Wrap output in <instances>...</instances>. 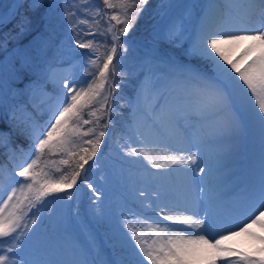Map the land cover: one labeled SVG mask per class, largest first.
<instances>
[{"label":"snow or ice","instance_id":"6c2138e0","mask_svg":"<svg viewBox=\"0 0 264 264\" xmlns=\"http://www.w3.org/2000/svg\"><path fill=\"white\" fill-rule=\"evenodd\" d=\"M92 2L64 0L63 9L75 47L88 50L77 55L87 60L89 68L84 75L90 79L66 76L55 80L44 57L50 40L43 36L34 37L36 55L25 56L18 68L14 63L11 66V117L8 131L0 130V148L15 155L16 149L11 148L14 132L30 143L24 161L13 169L22 179L17 181L9 174V184L14 186L6 193L0 185V264H217L218 260L264 264V248L259 250L260 258H253L222 246L241 235L264 242V237H255L250 231L254 227L264 230V0H204L200 4L159 0L158 14L167 17V23L156 33L157 38L176 45L194 20V36L186 55L200 64L179 63L153 47L145 58L147 71L136 99L128 102L132 112L128 131L134 135L116 143L125 156L134 158L129 162L141 164L154 181L167 179L170 183L153 188L154 199L150 193L140 192L141 208L124 215L126 231L109 238L111 254L104 253L96 238L88 234L73 240L76 258L71 261L33 256L29 242L37 219L32 209L39 211L37 206L53 195L71 200L73 194L67 190L78 181L99 198L87 174L97 164V153L117 108L115 94L121 91V84L115 78L125 75L121 60L128 51V42L121 37L131 31L148 0H103V9L93 8ZM31 6L38 10L42 0H31ZM57 6L58 0H51L46 15ZM3 22L0 15V24ZM81 24L87 25V30L78 27ZM18 28L19 34H24L26 21ZM81 34L92 39L85 41ZM100 46L105 51L98 54ZM241 47L240 56L232 59L228 53ZM25 76L29 82L23 94L32 100V111L15 100L22 94L15 84ZM49 83L55 84L51 93L47 91ZM4 84L0 67V108L5 104ZM35 111L46 118L41 122ZM84 125L91 127L82 131ZM251 131L259 133V181L249 182L243 189L237 215L236 209L224 204L229 194L221 189L227 181L218 174L242 135ZM218 146L214 169L204 162L203 150ZM49 155H60L58 164L69 170L56 166V161L47 159ZM148 168L154 171L148 172ZM3 172L0 164V174ZM203 203L210 208L223 206V219L218 221L207 209L201 216L197 209ZM217 223L221 230L219 238H214L209 229ZM233 256L237 259H230Z\"/></svg>","mask_w":264,"mask_h":264},{"label":"rangeland","instance_id":"374dc122","mask_svg":"<svg viewBox=\"0 0 264 264\" xmlns=\"http://www.w3.org/2000/svg\"><path fill=\"white\" fill-rule=\"evenodd\" d=\"M9 1L10 0H0V15L3 16L4 13L6 12V9L8 7L7 5L9 4ZM20 1H22V0H20ZM184 2H185V0H179L178 3H184ZM188 2L200 4V3H203L204 0H188ZM174 3H177V0ZM158 4H159V1H158ZM81 6H87V5H81ZM91 6L93 8L99 7L101 9H103V4L101 3L100 0H93ZM54 9H55V12L58 15H60V17L62 19L61 36L59 37L58 41H56V43L52 47V48H54V51H55L54 52L55 53V59H54V62L51 63V66L53 69V74H54V79L60 80L66 76L73 77L76 79H85L84 74H83L84 68L82 67V64L80 65V62L83 63V61H85V59L82 56L77 55V54L82 53V52H87L88 50L87 49H78L75 47V42L71 37V35H73V33H72L71 29L67 26V21L64 19V11H63L64 0H58V6L55 7ZM156 11L158 14V5L156 6ZM80 15L83 16L84 13L81 12ZM88 19L91 20V16H89ZM166 23H167V17H163V16L158 14V20L155 23L154 28H156V30H158V31L160 28V31H161L164 28ZM194 24H195V21L193 20L188 25V29H187L184 37L182 38V40L178 41L176 45H174L175 47H179V46L184 45L185 51H186V49L189 47L190 41L192 39L190 34L188 33V31ZM78 27L87 30V25L81 24V25H78ZM93 27H95V25H93ZM81 36L86 41L92 39L91 36H83V34H81ZM32 40H34V37L29 41V43H31ZM21 52H22V49H16L15 46L11 47L7 52L4 53V55L2 57V64L7 65L9 67L10 63L13 62V59L16 55L19 56V62L22 61L23 56L21 55ZM179 63H189V62H179ZM153 70L154 71L156 70L155 66H153ZM146 71H147V66L144 67L143 72L139 77V80H138L137 85H136V91H135L133 97L126 99L124 101V107L128 111V119L126 121H124V123H123V128H124L123 133H119V134L115 135V141L112 142V145L108 149L98 151V153H97V157H98L97 164H96V166L92 167V169L88 172L93 177L98 179L94 182H91L93 185H95V188L97 189V187L100 186L104 191L109 193L113 197V199L115 200L116 206H117L115 216H116L118 221L122 222V224H123L124 215H127L130 209L132 211H138L141 208V205L139 202H140V200L143 199V197L140 196V192L146 190L145 192L148 191V193H150V196H155V193L150 192L149 190H147V188L149 186H152L151 184H153V186L155 184L156 187H158L159 185H163V180H164L163 179V180H160L158 182H155V181L151 180L152 178L147 177L146 173L144 172V170L141 167V164L130 163L129 161L133 160L134 158L125 156L124 151L121 150V148L116 143L117 139H120L121 137L124 140H126V139H128V135H134V133H130L128 131V124L132 120V112H131V109L128 107V102L129 101H135L137 89L139 88L140 82L144 79V73ZM49 85H51L52 88L55 87L54 83H49ZM48 92H50V91H48ZM25 100L30 105H32V100L30 99V97L27 94L25 96ZM36 103L37 104L40 103L39 99L36 100ZM35 112L38 115V117H40L41 121H43V119L46 118V117H42L39 111H35ZM249 134H250V132L242 135V137L239 141L240 143L238 142V147L235 149V151H233V153L234 152L235 153L234 154L232 153V155L228 158V160H225L222 162L224 167L226 166L225 168H223V171H222L223 173L221 172L218 174L219 176L221 175V177L223 178L224 175H226V173H228V172H229L228 173L229 175H232V171H233V173L236 175V180L238 181V185L240 187L238 188V190L236 192H234L235 194H233V196L232 195L230 196L231 198L226 199L224 201V204L235 206V208L237 210V213H236L237 215H239L240 211H241V209H240V196L243 192V189L246 186L242 182L243 179L248 178V183L259 181V167H260V163H259L260 162V159H259V135H258L259 133L258 134L251 133L250 135ZM129 142H131V141H129ZM251 142L253 143V145ZM205 148H204V152L205 153L207 152L206 153L207 155L214 156L215 165H217L216 153L219 150V146L218 147H212V148L211 147L210 148L205 147ZM194 149L195 148H193V150ZM254 150H255V152H254ZM248 151H251L250 152L251 155H252V153L254 155L253 164H254V166H257V170L253 169L254 171H252V169H249L250 167L248 166V161H249ZM22 161H24V156L20 159V162L18 163V165H21ZM28 162H30V160L25 161L24 165H22V166H25L26 163H28ZM230 163H232V164L230 165ZM89 164H92V161H90ZM144 167H145V165H144ZM239 170H241V171H239ZM11 175L15 180H17V181L20 180V177H16L14 175V172L11 173ZM8 176H6L4 178V180H2L0 182V185H3L5 187V193L7 191H10L11 187L14 186V185L9 184V181L7 179ZM208 179L211 180L212 178H208ZM135 180L138 182H136ZM139 187H141V188H139ZM89 193H91V191L88 189V187H84L83 192H82V195H83L82 198H86ZM63 195H64V193L61 194V196H63ZM4 198H7L6 194L4 195ZM237 198H239V200ZM45 201L47 204L46 208H44L43 207L44 205H43L42 208H44V209L41 208L42 210L39 207H37L39 209V211H37V209L32 210V212H34L36 214L35 218L37 219V224L32 225V228L35 229V231H34V233H31V235L33 236V239L29 242V248L32 251L33 256L37 259H39V258H51V259H57V260L71 261V260L76 258L74 253H73V250H72L73 240H75L78 237L79 238L86 237L88 234H90V230H89V232L86 231L87 229H84L83 226L79 224L78 218L76 216H73L71 218V216L74 214V211L76 209L70 210L67 199L58 200L54 196H49L45 199ZM204 205H205V203H203L202 207H198V209H197L200 212L201 216H203L202 214H204V209H206V207H204ZM94 206H95V209H97V204ZM203 207H204V209H203ZM98 211L99 210L97 209V213L95 212L97 215H98ZM213 212L216 214V218L218 221L223 219V217H222V219L219 218V215L214 211V209H213ZM83 221H84L83 225L87 226L88 222L86 221V219ZM218 225H220V224L218 223L216 226L211 228L212 229L211 230L212 236L215 238H217V237L219 238V232H220L219 230H221V227H219ZM90 229H92V228H90ZM255 229H257V228L255 227ZM40 232H42V234ZM260 233H261V235L259 237H264L263 236L264 230L260 231ZM252 243L254 244L253 248L257 247L259 243L262 244L260 239L253 238L252 241H250L246 244L245 243H243V244L237 243L236 245H234L233 243H231V244L226 243V245H224V247L227 246V247L235 248V246H239L238 250L240 253H243L244 255H247V256H251L253 258H260L261 253L259 251L255 252L253 250V248L248 246V245H251ZM232 246H234V247H232ZM240 249L242 250V252ZM235 250L238 252L237 249H235ZM251 250H253V251H251ZM7 254L10 256L14 255L13 253H7ZM234 258L237 259V257H235V256H234ZM222 263L227 264V261L219 260V264H222Z\"/></svg>","mask_w":264,"mask_h":264},{"label":"trees","instance_id":"16d2710c","mask_svg":"<svg viewBox=\"0 0 264 264\" xmlns=\"http://www.w3.org/2000/svg\"><path fill=\"white\" fill-rule=\"evenodd\" d=\"M103 4V0H100ZM159 0H148V3L144 6V11L140 13L139 18L136 20L133 28L128 33L127 36L121 37L122 40L127 41L128 51L124 53L123 59L121 60V69L125 73L124 76H117L115 78L116 82L121 84V91L115 94L116 98V112L112 115L113 124L110 125L107 130L108 135L104 138V143L101 144V150L108 149L112 142L115 141V135L119 133H123V123L128 119V111L124 107V101L126 99L132 98L135 91L136 85L139 80L140 75L143 72L145 66V58L148 56L150 50L153 47H158L161 51L166 52L167 54L174 57L177 62H189L193 65L199 66L200 61L195 58H190L186 55L185 47L179 46L175 47L174 45H170L166 42L159 40L156 36V33L160 32L154 28L155 23L158 20V14L156 11V6L158 5ZM176 0H173L175 2ZM51 0H42V6L38 10H33L31 6V0H22L19 2L17 11L12 18V20L4 27L0 28V42L2 46H0V67H2V75L4 79V92H5V104L2 108H0V130L8 131V121L11 117V109H10V97L8 96V80L9 74L12 64L14 63L18 68L20 66L19 56L16 55L13 59V62L10 63V66L2 64V57L5 52H7L11 47L15 46L16 49H22L21 55L23 58L29 55H36L35 49V41L32 40L31 43L29 41L33 37L43 36L50 40L48 48L45 50L44 57L48 61L49 64L54 62L55 59V51L54 44L58 41L61 36L62 31V19L60 15L55 12V9L52 10L50 15H46L49 11V3ZM179 0H177V3ZM8 6V5H7ZM108 11L107 9H104ZM26 21L27 31L24 34H19L20 30L18 28V24L22 21ZM107 18H105V21ZM111 23L115 24L114 21ZM106 27V24H105ZM119 27V26H118ZM101 31L105 30L104 28L100 29ZM73 35H71L72 37ZM82 38V36H81ZM83 39V38H82ZM98 40H103L104 37L97 36ZM110 42V37L108 38ZM74 40V39H73ZM84 40V39H83ZM86 41V40H85ZM75 42V41H74ZM24 51V52H23ZM105 48L100 46L99 53H103ZM82 64L83 74L84 70L88 67V62L85 60L80 62ZM8 67V68H7ZM94 70V69H90ZM9 71V72H8ZM85 79H90V77H86ZM29 82V77L25 76L22 82H17L15 84V88L20 91L22 94L15 97V100L20 105H28L29 110L32 111V105H30L26 100V94H23V89L25 84ZM51 85H47V90L52 91ZM87 112V110H86ZM34 115L37 119H40L36 112ZM42 122V121H41ZM91 125H84L82 127V131L87 130ZM30 141L26 139L24 136L19 135L14 132L12 136V149H16V153L14 156L11 155V152L8 148H0V164L4 165V172L0 174V182L4 180L6 176L13 173V169L20 162V159L24 156V153L27 152ZM23 149L24 151H20ZM101 157V156H100ZM99 157V158H100ZM33 158H34V149H33ZM62 157L60 155H49L47 159L50 161H56L57 165L62 170L68 171L66 165H59L58 161ZM67 158V157H63ZM29 163V162H28ZM56 176L59 173H54ZM88 181L94 182L98 179L93 177L90 173L87 174ZM22 178H20L21 180ZM95 186V185H94ZM87 187L86 184L80 183L78 181L77 185L73 189L67 190L73 194V198L68 200V204L70 210L76 209L74 214L71 216H76L78 218V222L83 226L86 231L93 235L98 244L101 246L104 253L111 254L110 247V237H118L119 234L123 231H126L123 228V224L121 221H118L116 214V202L113 197L104 191L100 186L97 187V195H93V193H89L86 198H82L83 188ZM60 193L59 195H61ZM56 197L55 195H53ZM47 198V197H46ZM45 198V199H46ZM57 198V197H56ZM97 204V209L95 206ZM44 205V206H43ZM47 207L46 203L42 205H38L40 209ZM42 208V209H44ZM41 209V210H42ZM33 210V209H32ZM69 210V211H70ZM96 212V213H95ZM31 215V213H30ZM35 218V217H34ZM84 218V219H83ZM88 222L87 226L83 225L85 220ZM92 228V229H90ZM42 234V232H40ZM76 233V232H75ZM77 234V233H76Z\"/></svg>","mask_w":264,"mask_h":264},{"label":"bare ground","instance_id":"6f19581e","mask_svg":"<svg viewBox=\"0 0 264 264\" xmlns=\"http://www.w3.org/2000/svg\"><path fill=\"white\" fill-rule=\"evenodd\" d=\"M194 26V25H193ZM193 26L189 29V31H188V33L190 34V36H191V38H193V36H194V30H193ZM242 26H244L243 24H237L236 25V27H242ZM242 51H243V48L241 47V48H238V49H236V50H234V51H230L228 54L230 55V57L232 58V59H237L239 56H240V54L242 53ZM259 53H256V55H258ZM252 57H251V55L249 56V60L251 59ZM248 62V60H246L245 61V64ZM225 67H227V65H225ZM60 87H63L62 86V84L60 85ZM246 133H248V132H246ZM246 133H244V134H246ZM251 133H255V134H258V132L257 131H251L250 132V134ZM249 134V135H250ZM259 135V134H258ZM251 139V138H250ZM240 143V142H239ZM252 143V142H251ZM252 145H253V143H252ZM210 148V147H209ZM212 148V147H211ZM257 148V147H256ZM206 149V148H205ZM208 149V148H207ZM254 149V148H253ZM193 150V149H192ZM195 150V149H194ZM193 150V151H194ZM257 150V149H256ZM251 151H248V159H249V161H248V166L250 167L249 169H252V171H254V170H257V166H254V164H253V160H254V155H253V153H252V155H251V153H250ZM254 152H255V150H254ZM205 152H204V150H203V158H204V162L205 163H207L208 165H210L211 167H213L214 169L216 168V166L217 165H215V159H214V156H212V155H207L206 153L204 154ZM235 153V152H234ZM233 153V154H234ZM212 154V153H211ZM215 155V154H214ZM245 157V156H244ZM256 157V156H255ZM258 157V156H257ZM237 158V157H236ZM233 159V158H232ZM228 160V159H227ZM235 160V159H234ZM233 161V160H232ZM259 161V160H258ZM141 163H143V162H141ZM229 163V162H228ZM260 163V162H259ZM232 163H230V165H231ZM256 164V163H255ZM145 165V167H147V165L146 164H144ZM226 167V166H225ZM224 167V168H225ZM235 167V166H234ZM244 167V166H243ZM143 169V168H142ZM234 169V168H233ZM254 169V170H253ZM152 171H154L153 169H151V168H148V172H152ZM232 171V170H231ZM239 171H241V170H239ZM243 171V170H242ZM256 172V171H255ZM223 173V172H222ZM229 173V172H228ZM228 173H226V175H224V179H226V183H225V185L223 186V188L221 189V192H226V193H228L229 195H228V197H227V199H229V198H231L230 196L232 195L233 196V194H235L234 192H236L237 190H238V188L240 187L239 185H238V181L236 180V175L233 173V171H232V175H229ZM252 173V172H251ZM231 174V173H230ZM240 174V173H239ZM255 174V173H254ZM257 174V173H256ZM147 175V174H146ZM221 176V175H220ZM147 177H149L148 175H147ZM145 178V177H144ZM150 178H152V177H150ZM242 178V177H241ZM196 179L197 180H199L200 179V177H196ZM151 180H153V179H151ZM256 180V179H255ZM136 181V180H135ZM154 181V180H153ZM134 182V181H133ZM136 182H138V181H136ZM143 182V181H142ZM141 182V183H142ZM155 182H158V181H155ZM243 184L244 185H247L248 184V178L247 179H243ZM170 182L168 181V180H166V179H164L163 180V185H165V186H168V184H169ZM136 184V183H135ZM157 184V183H156ZM144 185V184H143ZM148 185V184H147ZM152 186H149L148 188H147V190H149L150 192H153L152 191V189L153 188H156V186H155V184H154V186H153V184H151ZM225 187V188H224ZM139 188H141V187H139ZM146 191V190H145ZM148 192V191H147ZM241 192V191H240ZM196 194L197 195H199V188H197L196 189ZM151 198H155V196H151ZM235 198V197H234ZM238 200H239V198H237ZM227 206H229V207H232V208H234V209H236L235 208V206H233V205H227ZM204 207H206V209L207 210H209V212L211 213V212H213V209H214V211L219 215V218L220 219H222V217L224 216V208H223V206H216V207H209V205L207 204V203H205V205H204ZM204 207H203V209H204ZM202 215H204V214H202ZM219 219V220H220ZM218 224V223H217ZM219 227H220V225H218ZM212 229L210 228L209 229V235H212V231H211ZM220 231V230H219ZM251 232H253L254 234H255V237H259L260 235H261V233H260V231H263V230H259L258 228L257 229H255V227L253 228V229H251L250 230ZM214 233V232H213ZM215 235V234H214ZM263 236H264V234H263ZM217 237V236H216ZM215 238V237H214ZM218 238V237H217ZM252 237H250V236H247V235H241V236H238V237H235L233 240H231V241H228V242H226V243H233L234 245H236L237 243H248V242H250V241H252ZM262 242V241H261ZM229 244V245H230ZM241 244V245H242ZM226 245V244H225ZM253 243L251 244V245H248V246H250L251 248H253ZM222 246H224V245H222ZM260 246V247H259ZM227 247V246H226ZM232 247H234V246H232ZM247 247V246H246ZM238 248H239V246H235V248L234 249H237L238 250ZM261 248H264V242H262V244L261 243H259L258 244V246L257 247H255V248H253V250L255 251V252H258ZM242 249V248H241ZM240 249V250H241ZM253 250H251V251H253ZM238 252H239V250H238ZM241 252H242V250H241ZM245 253V252H244ZM233 259L234 258V256L233 257H230V259ZM234 259H236V258H234ZM217 264H219V260L217 261ZM223 264V263H222ZM224 264H226V263H224Z\"/></svg>","mask_w":264,"mask_h":264},{"label":"water","instance_id":"95a60500","mask_svg":"<svg viewBox=\"0 0 264 264\" xmlns=\"http://www.w3.org/2000/svg\"><path fill=\"white\" fill-rule=\"evenodd\" d=\"M20 0H10L6 12L4 13V22L0 24V28L6 26L14 17Z\"/></svg>","mask_w":264,"mask_h":264}]
</instances>
